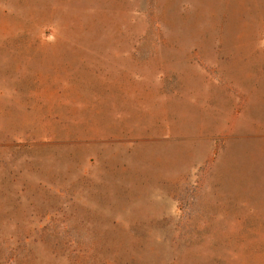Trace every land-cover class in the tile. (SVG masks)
<instances>
[{
    "label": "rangeland",
    "instance_id": "obj_1",
    "mask_svg": "<svg viewBox=\"0 0 264 264\" xmlns=\"http://www.w3.org/2000/svg\"><path fill=\"white\" fill-rule=\"evenodd\" d=\"M0 264H264V0H0Z\"/></svg>",
    "mask_w": 264,
    "mask_h": 264
}]
</instances>
